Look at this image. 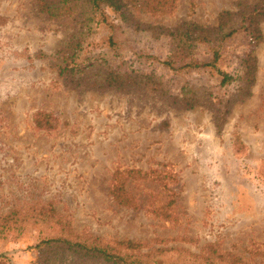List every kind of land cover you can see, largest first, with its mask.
Returning a JSON list of instances; mask_svg holds the SVG:
<instances>
[{
	"label": "rangeland",
	"instance_id": "374dc122",
	"mask_svg": "<svg viewBox=\"0 0 264 264\" xmlns=\"http://www.w3.org/2000/svg\"><path fill=\"white\" fill-rule=\"evenodd\" d=\"M130 1L139 6L143 0ZM240 1L255 6L260 0H174L169 14L143 11L138 18L165 28L182 21L214 26L219 13L236 10ZM75 23L72 17L48 19L37 0H0V218L49 206L77 232L141 242L147 244L144 253L181 249L216 258L215 264H264V41L254 49L237 41L228 49L238 50L235 56L225 55L230 63L224 69H234L231 58L238 62L250 52L258 69L250 95L231 98L219 132L211 108L188 110L150 94L67 86L50 57L69 41ZM260 27L264 36V20ZM106 36L101 30L94 37L96 53ZM128 36V61L173 92L187 83L210 85L197 73L176 74L162 65L169 55L166 38ZM38 112L54 115L58 128L38 129ZM236 134L246 145L242 154L233 146ZM127 169L166 170L177 177L176 219L157 215L167 194L155 182L127 185L137 209L114 202L113 176ZM39 237L29 229L18 240L1 242L0 264H31ZM180 254L173 250L163 259L172 264Z\"/></svg>",
	"mask_w": 264,
	"mask_h": 264
},
{
	"label": "trees",
	"instance_id": "16d2710c",
	"mask_svg": "<svg viewBox=\"0 0 264 264\" xmlns=\"http://www.w3.org/2000/svg\"><path fill=\"white\" fill-rule=\"evenodd\" d=\"M173 1L143 0L137 6L130 4L135 2L130 0H37L39 13H44L48 19L59 21L72 17L76 22L69 41L55 57H50L51 67L74 89L150 94L188 110L211 108L215 110V127L222 132L230 113L231 98L250 95L258 69V61L251 52L238 62L231 58L237 66L224 69L230 63L225 55L231 52V56H235L238 50L228 49L237 41L243 43V39L252 49L263 43L260 24L264 20V0L255 6L237 2L236 10L219 13L214 26L182 21L175 27L165 28L143 23L138 18L143 11L152 16L169 14L167 12L175 10ZM101 30L107 36L103 38L101 51L96 53L94 37ZM142 33L154 40H168L169 55L162 61L165 68L176 74L197 73L210 85L187 83L177 87L175 93L171 85L157 75L142 72L125 57L130 46L128 35L136 37ZM152 60L159 61L154 57ZM34 122L38 129L45 131L56 130L59 126L58 119L46 112H38ZM233 146L237 154L246 150L238 134L234 135ZM145 181L157 183L167 194L164 205L156 210L157 215L169 221L176 219L172 188L178 180L166 170H117L110 191L114 202L124 208L137 209L139 202L127 185ZM72 224L68 217L49 206H38L26 213L11 211L0 218V243L18 240L29 229H36L40 237L33 246L35 257L31 264H160L159 257L164 261L161 264H170L163 258L173 250L181 254L172 264H215L216 261V258L189 256L181 249H153L144 253L147 244L77 232ZM219 258L225 259L223 255ZM2 260H5L3 256Z\"/></svg>",
	"mask_w": 264,
	"mask_h": 264
}]
</instances>
